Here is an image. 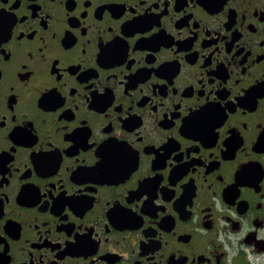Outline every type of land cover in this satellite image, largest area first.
<instances>
[{"label":"flooded vegetation","instance_id":"af4514ba","mask_svg":"<svg viewBox=\"0 0 264 264\" xmlns=\"http://www.w3.org/2000/svg\"><path fill=\"white\" fill-rule=\"evenodd\" d=\"M261 232L264 0H0V264H264Z\"/></svg>","mask_w":264,"mask_h":264},{"label":"clouds","instance_id":"9594fccd","mask_svg":"<svg viewBox=\"0 0 264 264\" xmlns=\"http://www.w3.org/2000/svg\"><path fill=\"white\" fill-rule=\"evenodd\" d=\"M242 234H243V233H242ZM260 235H261V236H264V232H261Z\"/></svg>","mask_w":264,"mask_h":264}]
</instances>
